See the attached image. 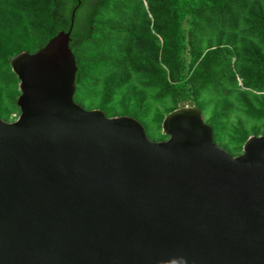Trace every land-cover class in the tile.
<instances>
[{
	"label": "water",
	"instance_id": "95a60500",
	"mask_svg": "<svg viewBox=\"0 0 264 264\" xmlns=\"http://www.w3.org/2000/svg\"><path fill=\"white\" fill-rule=\"evenodd\" d=\"M70 31L10 60L0 264H264V135L232 156L194 106L163 118L165 141L83 108Z\"/></svg>",
	"mask_w": 264,
	"mask_h": 264
},
{
	"label": "trees",
	"instance_id": "16d2710c",
	"mask_svg": "<svg viewBox=\"0 0 264 264\" xmlns=\"http://www.w3.org/2000/svg\"><path fill=\"white\" fill-rule=\"evenodd\" d=\"M70 28L83 108L165 141L163 118L194 106L232 156L264 135V0H0V119L19 114L10 60Z\"/></svg>",
	"mask_w": 264,
	"mask_h": 264
},
{
	"label": "rangeland",
	"instance_id": "374dc122",
	"mask_svg": "<svg viewBox=\"0 0 264 264\" xmlns=\"http://www.w3.org/2000/svg\"><path fill=\"white\" fill-rule=\"evenodd\" d=\"M204 119V118H203ZM221 148H223V147H221ZM225 150V149H224Z\"/></svg>",
	"mask_w": 264,
	"mask_h": 264
}]
</instances>
